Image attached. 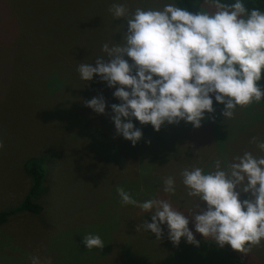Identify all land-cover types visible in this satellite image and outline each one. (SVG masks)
Wrapping results in <instances>:
<instances>
[{
	"label": "rangeland",
	"instance_id": "rangeland-1",
	"mask_svg": "<svg viewBox=\"0 0 264 264\" xmlns=\"http://www.w3.org/2000/svg\"><path fill=\"white\" fill-rule=\"evenodd\" d=\"M199 15L229 68L216 98L175 0H0V212L31 187L27 157L46 171L0 264H264V16Z\"/></svg>",
	"mask_w": 264,
	"mask_h": 264
},
{
	"label": "trees",
	"instance_id": "trees-1",
	"mask_svg": "<svg viewBox=\"0 0 264 264\" xmlns=\"http://www.w3.org/2000/svg\"><path fill=\"white\" fill-rule=\"evenodd\" d=\"M209 2L225 7L227 10L233 13L244 14V15H262L264 16V0H208ZM177 8L183 18L185 24L189 29L191 36V42L187 51V63L190 71L194 74V82L196 89L201 94H210L212 97L216 98L219 89L216 85L215 80L220 77H227L229 75V68L225 59L219 58L216 56L217 50V35L218 31L214 25H211L204 21L199 15V7L201 0H175ZM43 29V28H42ZM38 32V37L44 38L46 35V29ZM41 43L40 41H38ZM46 49L47 46H46ZM191 122V121H190ZM188 122L190 126L196 127L199 131L204 130L202 125L197 123L196 125ZM207 120L203 123L205 125ZM202 127V129H200ZM195 129V128H194ZM206 130H209L208 127ZM194 131V130H193ZM209 133V132H208ZM191 133H185V136L191 138ZM193 137V136H192ZM194 137H196L194 135ZM192 139V138H191ZM190 139V140H191ZM192 152H188V156L183 157V168H189L195 170L198 168V165L195 163L202 153H194L195 149L200 148L196 147V141H192ZM176 148V147H175ZM183 148H179L182 150ZM171 153H176L172 151ZM43 154H38L33 157H29L25 163V173L31 179V187L28 193L23 198L22 202L12 210L0 212V227L4 225L8 219L14 215L20 213H27L31 215L40 216L43 214L44 207L39 203L41 195H43L45 190V181H46V171L43 167V160L45 157ZM195 156L193 159L192 157ZM175 157H180L175 155ZM173 154V163L175 165H182L178 160H175ZM189 158L188 160H185ZM256 162L254 166H264V152L260 155L254 157ZM253 158V159H254ZM262 160V161H260ZM260 161V162H259ZM162 166V165H161ZM200 167V166H199ZM224 171V172H223ZM222 173H216V178H211L212 180H217V183H226L225 173L223 170Z\"/></svg>",
	"mask_w": 264,
	"mask_h": 264
},
{
	"label": "crops",
	"instance_id": "crops-1",
	"mask_svg": "<svg viewBox=\"0 0 264 264\" xmlns=\"http://www.w3.org/2000/svg\"><path fill=\"white\" fill-rule=\"evenodd\" d=\"M38 154H39V153H36L35 155H38ZM35 155H34V156H35ZM28 158H29V157H27L26 159H28Z\"/></svg>",
	"mask_w": 264,
	"mask_h": 264
}]
</instances>
